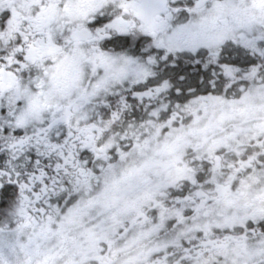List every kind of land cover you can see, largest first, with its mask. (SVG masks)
Returning <instances> with one entry per match:
<instances>
[{
  "label": "snow or ice",
  "instance_id": "obj_1",
  "mask_svg": "<svg viewBox=\"0 0 264 264\" xmlns=\"http://www.w3.org/2000/svg\"><path fill=\"white\" fill-rule=\"evenodd\" d=\"M0 264H264V0H0Z\"/></svg>",
  "mask_w": 264,
  "mask_h": 264
}]
</instances>
